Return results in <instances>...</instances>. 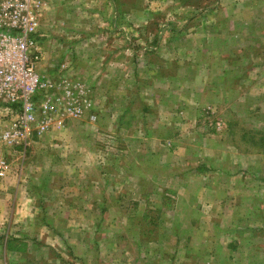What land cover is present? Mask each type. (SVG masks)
<instances>
[{"label": "rangeland", "instance_id": "1", "mask_svg": "<svg viewBox=\"0 0 264 264\" xmlns=\"http://www.w3.org/2000/svg\"><path fill=\"white\" fill-rule=\"evenodd\" d=\"M39 21L45 75L89 85L90 51H105L171 78L125 81L152 74L134 58L115 85L93 86L94 121L34 139L21 163L1 148L13 177L0 179V233L10 236L12 184L30 182L48 208L38 218L65 239L27 250L24 263L264 264V0H53ZM114 36L121 55L108 51Z\"/></svg>", "mask_w": 264, "mask_h": 264}, {"label": "built area", "instance_id": "2", "mask_svg": "<svg viewBox=\"0 0 264 264\" xmlns=\"http://www.w3.org/2000/svg\"><path fill=\"white\" fill-rule=\"evenodd\" d=\"M47 0H0V105L10 117L1 138L7 145L24 143L63 127L66 120L96 118L88 86L79 79L53 80L39 71L38 47L42 8ZM9 170L0 160V177Z\"/></svg>", "mask_w": 264, "mask_h": 264}, {"label": "crops", "instance_id": "3", "mask_svg": "<svg viewBox=\"0 0 264 264\" xmlns=\"http://www.w3.org/2000/svg\"><path fill=\"white\" fill-rule=\"evenodd\" d=\"M53 0H47L45 6L42 8L41 11V15L40 17L43 16L44 17L46 15V12L49 10V5L51 4ZM211 11V10H210ZM209 11V12H210ZM207 15V14H204ZM114 31L111 32L112 35H119L116 31V27H113ZM120 30H124L123 27L121 28H117ZM219 33V32H217ZM121 35V34H120ZM121 37H123V35H121ZM116 37H113V41L112 43L108 44V51L111 50L112 53H114L113 56H117L118 54L121 55L124 52V47H126V45H118V43H116ZM92 48V47H91ZM206 49V46L203 47H196L195 49H200L203 50ZM91 50V49H90ZM96 50V49H93ZM94 52V51H93ZM103 54H105V51H103ZM101 54L99 52V54L95 55L92 53V51H90V56L91 58H87V62H86V66L89 67L90 70V78H89V96L91 98V102H92V106H93V112L95 114V116L97 117V109L98 104L96 101V97H95V91L96 88H93V86H95L97 83L101 82V80L105 79L106 80H110L112 79V83L115 85L116 81H117V75L118 72L121 74L122 71H118V67H120V69H129L130 67V63H133V59L135 58V61L142 64H145L146 67H148V70H152V74L149 75V77H146L147 79H141V77H139L137 74L132 73V74H125L121 75L123 78L125 77V81H129L131 82V80H135L137 83L139 82H143V81H147L146 83L149 84L152 87V83H154L156 80L161 79V80H169V78H171L169 76V78L165 75L163 67L161 64H158L154 61H151L150 59L143 61L140 59H136V57L132 58V61H130L128 58H123L120 56H117L116 58L112 57V55L106 52V57ZM117 54V55H116ZM137 54V52L135 53ZM119 57V58H118ZM195 64V62L193 63ZM185 69L186 71L189 70V68L194 69L193 66L188 65V62H185ZM103 66L105 67L103 70ZM101 67V68H99ZM50 71H53L50 69ZM189 74H187L185 76V78L187 80H189V82H192L194 80V76L190 75V70L188 71ZM44 74V73H42ZM49 78L53 79V80H57L60 78H66L68 80L69 77L65 74V73H61L60 69H59V74L55 75V76H49L47 75ZM173 77V76H172ZM122 78V79H123ZM76 79V78H74ZM80 80V78H77ZM186 80V81H187ZM83 81V80H82ZM188 82V81H187ZM126 92H130L129 90H126ZM157 93V92H156ZM129 94V93H127ZM155 94V92H154ZM156 95V94H155ZM191 96H189L187 93L184 96V104H186V106H183V110L181 109V115L183 118L186 119V121H189V119H187L185 117V115L188 114L191 115L192 112V106H190V100ZM83 118V117H82ZM82 118H78V119H69L66 120V123L63 127H59V128H52L47 131L44 134H40L38 135L34 130L31 133V136L24 142L21 143L19 145L16 146H11V145H7L5 142H3L1 135L3 133V131L6 129L7 125L9 124L10 121V117L7 115L6 112L3 111V107H1L0 105V160H5L8 165H9V170L7 171L6 175L4 177H0V179H7L6 177L8 175H10V177H13V169L11 168V158L9 155H11L9 152L7 153L5 150H1L2 147H4V149H8L9 151L13 150L14 151V155L16 161L20 162L21 159L23 160L26 157V153H27V148L33 144L34 139L38 138V137H42V135L51 133V132H58V131H62L67 127V121H78ZM84 118H87L86 116H84ZM96 119V118H95ZM94 119V120H95ZM92 120V121H94ZM6 152V154H5ZM21 163V162H20ZM21 174L23 175V173L19 172L17 175H15L14 177L16 178H21ZM28 176H30L28 174ZM15 178V179H16ZM17 181H15V184H12L10 189H13V193L14 196L16 197L15 200V204L13 203L8 209L11 210V213H9V216L7 217V223L6 226L9 229V235H3L0 233V261L3 260L6 262L7 257L8 258H15V264H25L23 261V259H26L25 256V252L30 249H34L35 247H39L41 243H45V244H51L54 241L52 240L53 238H57V239H63L64 237L61 236V231L55 229L53 226V224L50 223V221L46 220V217L43 216L42 219L38 218V214H39V209H44L47 210L48 208L45 206V204L40 205L39 202H35L36 200V196H34L35 194V190L30 187V182L27 184V186L25 187V189L23 190V186L21 184L16 183ZM11 184V183H10ZM10 186V185H9ZM14 186V187H13ZM6 188H8V186L6 185H0V198L2 197V194L6 193ZM7 189V190H10ZM3 190H5V192H3ZM23 191L25 192L24 197L26 198V201L24 200H20L18 199V197H20L19 195H21L23 193ZM57 191H60V188L57 187ZM37 192V191H36ZM81 192L82 191L81 189ZM81 199H79L80 201ZM65 201L64 200L62 202V200L60 198H58L56 200L57 204L56 206L59 207L61 205H63V207L59 208V209H64L65 208ZM74 202H77L74 201ZM94 201L90 200L89 203L91 204H95L92 203ZM4 203H0V212L2 211V209H4ZM70 206H68L69 208ZM24 209V210H23ZM66 209V208H65ZM26 210V212H25ZM61 221V220H58ZM4 222L0 221V227H4ZM23 226V227H22ZM50 228L51 230L54 231L55 229V233L54 232H50V229L47 231V228ZM1 231V230H0ZM3 238V240L1 241V239ZM56 239V240H57ZM3 242V244H2ZM8 253V254H7Z\"/></svg>", "mask_w": 264, "mask_h": 264}]
</instances>
